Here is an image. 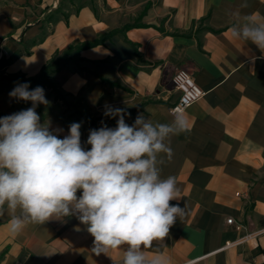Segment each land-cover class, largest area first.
<instances>
[{
    "label": "crops",
    "instance_id": "obj_1",
    "mask_svg": "<svg viewBox=\"0 0 264 264\" xmlns=\"http://www.w3.org/2000/svg\"><path fill=\"white\" fill-rule=\"evenodd\" d=\"M244 2L0 0V117L32 107L9 96L17 84L40 86L49 101L36 107L40 122L62 129L60 138L80 123L90 150L91 129L116 127L108 108L123 109L129 126L138 115L169 123L178 70L206 91L184 112L188 131L171 138L172 158L160 165L162 178H176L180 198L169 203L184 214L144 251L158 250L169 264H264V53L228 31L244 16L264 18V0ZM90 43L47 73L68 103L35 81L70 46ZM9 219L0 217V264H120L127 248L96 255L75 216L27 224L17 235Z\"/></svg>",
    "mask_w": 264,
    "mask_h": 264
},
{
    "label": "clouds",
    "instance_id": "obj_2",
    "mask_svg": "<svg viewBox=\"0 0 264 264\" xmlns=\"http://www.w3.org/2000/svg\"><path fill=\"white\" fill-rule=\"evenodd\" d=\"M228 31L264 53V18L244 16ZM9 96L32 103L0 117V217L10 215V233L75 216L94 237L96 255L127 245L120 264H169L158 250L151 257L144 250L162 242L184 214L169 203L180 198L176 178H162L160 165L172 158L171 138L188 131L186 114L174 111L169 123L138 115L129 126L123 109L108 108L105 116L119 117L116 127L91 129L85 150L80 123L60 138L62 129L40 122L36 107L49 103L42 87L20 83Z\"/></svg>",
    "mask_w": 264,
    "mask_h": 264
},
{
    "label": "built area",
    "instance_id": "obj_3",
    "mask_svg": "<svg viewBox=\"0 0 264 264\" xmlns=\"http://www.w3.org/2000/svg\"><path fill=\"white\" fill-rule=\"evenodd\" d=\"M173 82L176 89L180 91V95L170 108L172 113L176 110L185 112L190 105L200 100L206 94V91L197 84L193 75L185 69H180L175 73ZM227 221L231 224L235 222L233 218H228Z\"/></svg>",
    "mask_w": 264,
    "mask_h": 264
},
{
    "label": "trees",
    "instance_id": "obj_4",
    "mask_svg": "<svg viewBox=\"0 0 264 264\" xmlns=\"http://www.w3.org/2000/svg\"><path fill=\"white\" fill-rule=\"evenodd\" d=\"M102 39H98L97 41H96V43H99L100 41H101ZM94 43H90V44H76V45H74V46H70L67 50H66V52L62 55V56H60V57H58V58H56V59H53L52 61H50L43 69H42V72H41V74L39 75V77L35 80L37 83H39V84H45V85H47V86H51L53 89H56V86H55V84L53 83V82H51L46 76H47V73L51 70V69H57L61 64H62V62L66 59V56L73 50V49H84V48H86V47H89V46H91V45H93ZM57 90V89H56ZM58 91V95H59V97H61L62 99H64V101L66 102V103H68V100H67V96H66V94L65 93H63L62 91H60V90H57ZM83 115H85L84 113H83Z\"/></svg>",
    "mask_w": 264,
    "mask_h": 264
}]
</instances>
